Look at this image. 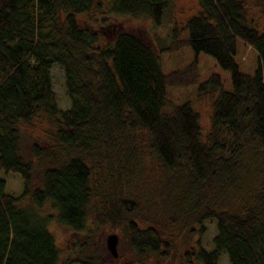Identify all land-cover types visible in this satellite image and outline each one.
Instances as JSON below:
<instances>
[{
	"label": "trees",
	"instance_id": "1",
	"mask_svg": "<svg viewBox=\"0 0 264 264\" xmlns=\"http://www.w3.org/2000/svg\"><path fill=\"white\" fill-rule=\"evenodd\" d=\"M171 3L107 0L97 28L87 30L76 17L93 0H0V175L15 173L22 183L13 196L0 177V264H106L88 251L91 222L120 229L135 253L164 259L171 246L160 226L197 224L201 233L207 219L214 220L212 247L197 240L179 255L186 264H219L222 254L227 264H264V31L248 21L243 0H196L181 44L193 60L199 52L213 57L230 88L215 73L198 83L193 60L164 73L157 53L114 20L157 25ZM237 39L256 52L250 73L234 60ZM53 63L62 70L66 109L56 106ZM192 84L198 95L217 92L204 135L188 101L163 110L167 87ZM40 117L48 142L28 145L27 158L22 126ZM141 134L158 167L138 172L128 193ZM114 166L126 169L124 181L113 178L94 194L95 170ZM52 220L84 233L70 253L59 250Z\"/></svg>",
	"mask_w": 264,
	"mask_h": 264
},
{
	"label": "rangeland",
	"instance_id": "2",
	"mask_svg": "<svg viewBox=\"0 0 264 264\" xmlns=\"http://www.w3.org/2000/svg\"><path fill=\"white\" fill-rule=\"evenodd\" d=\"M246 3L247 19L259 31H264V0H243ZM99 5V6H98ZM107 7V0H93V6L88 14L77 15L76 21L87 30H94L98 26L100 18L104 15V10ZM198 11L196 0H172L168 10L165 11L159 24L155 25L146 17H130L122 16L116 20L117 26L123 30H130L138 35L143 41L148 44L155 53L160 64V68L164 73L173 70H182L191 64L193 60V52L190 48L183 46L181 43L185 32L182 28L184 21L194 15ZM108 21L109 18H106ZM105 20V21H106ZM110 21V20H109ZM175 30V37H174ZM104 39L98 37V43L102 44ZM256 52L241 40L236 41V52L234 60L242 72L250 73L256 66ZM196 68L197 82L205 80L212 73L218 74L222 81L223 88H230V80L228 71L222 69L216 61L208 54L199 52L196 59L193 60ZM51 76V88L54 94L56 106L59 109H66L69 106V100L66 95L63 74L60 66L53 63L49 67ZM197 83V84H198ZM197 85H186L182 87H167L166 101L163 106L164 111H170L174 105L184 101H188L191 108L198 114V122L202 135L206 133L209 125V113L211 103L216 97L215 93L197 94ZM23 137L21 152L25 157H29L28 145L32 142L44 146L48 142L46 129L47 123L44 117L34 118L31 123L23 125ZM141 152L132 171V178L123 187L128 193L136 189L137 173L147 174L151 170L158 167L154 157L150 155L146 141L141 134L137 138ZM124 170V171H122ZM37 170L34 178H38ZM124 167H116L109 173V168L95 170L92 180L90 181L91 189L94 194L107 188L110 180L113 178L124 181L123 176L126 173ZM0 177L4 181V191L6 193L17 196L21 192V180L15 173L1 174ZM141 178V177H140ZM140 180V179H139ZM106 193V191L104 192ZM125 194V193H124ZM96 201V200H95ZM21 202L27 203L26 200ZM43 212L54 214L53 209L48 205L42 208ZM92 229L91 235L88 238V251H96L99 258L105 260L106 264H186L179 255L183 252H189L193 249L196 241L204 249H210L211 239L215 234L214 220L207 219L202 221L201 226L203 231L200 233L197 224H190L182 229L171 228L169 224L164 223L160 226L159 232L162 238L167 240L171 246L168 256L164 259L155 256H145L135 253L127 244L124 234L120 229L112 231L110 228L97 227L89 223ZM141 226V224H140ZM49 229L53 234L57 246L62 254H68L73 250L74 243L81 241L84 233L74 234L68 228L57 224L54 220L49 223ZM114 233L117 237L115 249L116 256L113 257L106 248V237L108 234ZM82 236V237H81ZM194 260H191L193 263ZM195 263V262H194ZM72 264H79L74 262ZM198 264V263H196ZM219 264H227L225 254L220 256Z\"/></svg>",
	"mask_w": 264,
	"mask_h": 264
},
{
	"label": "water",
	"instance_id": "3",
	"mask_svg": "<svg viewBox=\"0 0 264 264\" xmlns=\"http://www.w3.org/2000/svg\"><path fill=\"white\" fill-rule=\"evenodd\" d=\"M116 241H117V237L114 233H110L107 235L106 248L108 249V251L111 253L113 257L116 256V249H115Z\"/></svg>",
	"mask_w": 264,
	"mask_h": 264
}]
</instances>
